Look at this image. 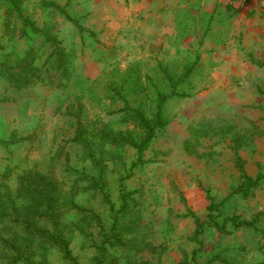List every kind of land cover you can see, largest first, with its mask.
<instances>
[{
    "label": "rangeland",
    "instance_id": "obj_1",
    "mask_svg": "<svg viewBox=\"0 0 264 264\" xmlns=\"http://www.w3.org/2000/svg\"><path fill=\"white\" fill-rule=\"evenodd\" d=\"M18 1L23 14L71 56V72L44 73L22 90L0 74V140L10 142L0 146L2 189L16 199L20 178L35 172L58 183L56 210L80 264H206L216 255L228 264H264V182L247 197L232 194L241 184L236 153L250 177H264V0H47L65 6L85 27L83 34L42 0ZM10 8L0 0V62L14 65L32 49L34 65L44 70L52 46L23 28ZM105 64L141 72L144 89L139 98L129 97L150 115L157 93L172 90L162 68L176 76L188 71L180 88L189 96L167 101L166 126L157 128L143 166L131 170L132 147L106 148L103 178L114 212L67 169L68 161L98 175L73 142L80 112L87 126L98 117L114 130L132 129L120 121L122 102L105 98ZM120 176L127 177L131 194L126 208ZM206 191L226 233L206 225L196 233L194 216L206 222L208 214ZM233 216L255 221L256 228H234L226 223ZM115 217L119 238L110 245ZM8 223V215L0 218V233ZM4 232L12 237L15 229ZM49 261L65 264L56 249Z\"/></svg>",
    "mask_w": 264,
    "mask_h": 264
},
{
    "label": "trees",
    "instance_id": "obj_2",
    "mask_svg": "<svg viewBox=\"0 0 264 264\" xmlns=\"http://www.w3.org/2000/svg\"><path fill=\"white\" fill-rule=\"evenodd\" d=\"M6 1L9 2L11 12L13 15L15 14L23 28H28L32 33L44 36L45 43H49L53 49L44 63L46 66L44 70L34 65L35 52L31 49L22 59L17 60L14 65L0 62V74L12 87L18 90L28 89L40 80L44 73L51 71L58 73L61 77L68 76L71 72V56L60 46L57 38L48 31L38 28L34 22L25 16L18 0ZM41 5L45 8L55 9L67 21L76 26L79 34H83L86 31L85 27L80 25L78 20L68 13L65 6H60L47 0H42ZM262 66L264 67V65ZM162 71L165 82L172 90L170 94L157 93L155 110L150 115L144 104L138 102L137 105H133L129 97L139 98L140 93L144 89L141 72L133 66L121 71L119 67H110L105 64L104 77L101 79V83L107 92L105 98L112 102H122V108L117 111L120 114V121L124 124H131L132 129L114 130L110 123L103 122L98 117L92 118L90 120L91 125L87 126L81 121L82 112L75 117L73 142L80 147L86 160L91 163L98 175L93 176L73 169L68 161L67 169L75 175L78 182L86 183L88 188L98 191L102 195L104 204L113 212V205L103 178L105 172L104 162H106V158L110 157L106 148L132 147L136 154V160L132 163L131 170L143 166L145 163L144 154L155 137L157 128L166 126V122L163 121V114L167 101L170 98H187L189 96L185 90L180 88L188 82V71L187 74L182 76H176L167 67L162 68ZM55 82L57 81L50 80L51 84ZM56 86L62 87V83L57 82ZM9 145L10 142L0 140V146L8 148ZM235 166L240 172L241 184L232 194H242L247 197L251 190H255L264 182V177L262 175H257L255 178L250 177L245 171V161L237 153L235 154ZM126 178L120 176L118 182L123 208H126L131 200V194L127 192L124 184ZM20 184V193H18L16 199H13L9 192L2 189L6 186L5 183L0 184V218L3 219L7 215L9 216V223L6 227H3V230L9 229L13 231L15 229L12 237L8 236L6 232L3 233L1 229L0 264H6L5 260L15 264H50L49 252L53 249L59 252L65 264H80L78 259L72 254L61 224L60 215L56 210L57 193L61 191L58 188V183L42 173L35 172L34 174L29 173L21 177ZM206 197L210 202L207 207L206 222H201L198 217L194 216L196 233L202 234L204 225L226 233V224L220 225L216 221L214 213L217 210V206L207 191ZM20 198L25 200L24 204L23 202L17 204V200L20 201ZM117 222L118 219L115 217L112 232L115 234L116 241L110 243V245H115L118 242L119 237L117 233H114ZM227 222L231 223L236 229L242 227L256 228L255 221L240 220L235 216L226 219ZM11 226L15 227L11 228ZM17 231H20L21 234L16 233ZM106 251V247L103 246L101 253L105 254ZM215 262L228 264L218 255L214 256L206 264Z\"/></svg>",
    "mask_w": 264,
    "mask_h": 264
}]
</instances>
